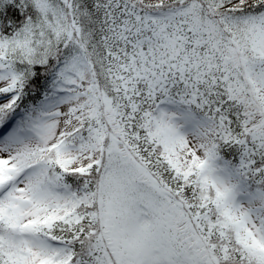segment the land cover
Segmentation results:
<instances>
[{
    "label": "snow or ice",
    "instance_id": "snow-or-ice-1",
    "mask_svg": "<svg viewBox=\"0 0 264 264\" xmlns=\"http://www.w3.org/2000/svg\"><path fill=\"white\" fill-rule=\"evenodd\" d=\"M0 264H264V0H0Z\"/></svg>",
    "mask_w": 264,
    "mask_h": 264
}]
</instances>
